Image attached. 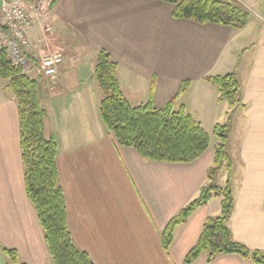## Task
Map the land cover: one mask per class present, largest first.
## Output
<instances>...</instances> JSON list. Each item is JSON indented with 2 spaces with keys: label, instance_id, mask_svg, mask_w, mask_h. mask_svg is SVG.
Listing matches in <instances>:
<instances>
[{
  "label": "crops",
  "instance_id": "1",
  "mask_svg": "<svg viewBox=\"0 0 264 264\" xmlns=\"http://www.w3.org/2000/svg\"><path fill=\"white\" fill-rule=\"evenodd\" d=\"M62 1L52 2V19ZM98 2L115 24L108 39L112 48H102L118 62L121 87L130 102L147 103L154 82L153 105L161 108L189 80L177 107L185 106L211 135V142L192 163L144 160L135 149L118 145L107 130L95 78L68 75L67 49L56 83L33 73L46 100H42L48 111L46 135L58 143L57 168L76 245L95 264H186L206 218L220 214L221 198H212L177 226L168 251L163 249L162 234L208 182L218 141L213 129L231 110L228 103L218 101L217 87L205 78L233 72L246 107L235 112L230 128L235 202L228 225L235 241L264 253V22L252 19L235 29L175 19L174 5L160 0ZM258 5L256 15L264 20V2ZM40 31L36 24L33 40ZM59 39L60 34L53 36L63 47ZM148 44L159 51L152 52ZM69 57L80 62L78 53ZM6 85L0 78V257L13 264L4 252L11 249L26 264H51L38 215L26 194L18 105ZM227 176L224 170L221 184ZM192 264L254 263L228 253L212 262L204 254Z\"/></svg>",
  "mask_w": 264,
  "mask_h": 264
},
{
  "label": "trees",
  "instance_id": "2",
  "mask_svg": "<svg viewBox=\"0 0 264 264\" xmlns=\"http://www.w3.org/2000/svg\"><path fill=\"white\" fill-rule=\"evenodd\" d=\"M160 1L174 5L172 16L175 19L216 23L235 29L244 28L250 19L249 10L236 0ZM0 78L6 80V89L18 105L25 190L38 215L51 264H95L89 253L76 245L68 225L66 197L57 168L58 143L45 132L48 111L42 102L37 78L14 66L4 52H0ZM94 78L102 93L100 117L118 145L135 149L144 160L173 164L195 162L209 149L211 135L184 105L177 107L179 96L190 86L189 80L183 81L177 94L161 108L153 105L154 82L149 101L133 105L122 90L118 62L105 49L98 51ZM205 80L217 87L218 101L228 103L231 110L226 112V121L213 129L218 141L208 169V182L201 187L199 195L169 221L162 234V246L168 251L176 227L212 198L220 197V214L206 218L202 233L184 262L192 264L204 254L208 262H212L223 254L235 253L254 264H264V253L235 241L228 225L235 202L233 161L228 144L235 112L246 107L241 83L233 72L207 76ZM223 167L228 176L225 185H220L216 178ZM4 252L13 264H26L19 259L17 251L4 249Z\"/></svg>",
  "mask_w": 264,
  "mask_h": 264
},
{
  "label": "built area",
  "instance_id": "3",
  "mask_svg": "<svg viewBox=\"0 0 264 264\" xmlns=\"http://www.w3.org/2000/svg\"><path fill=\"white\" fill-rule=\"evenodd\" d=\"M53 0H3L0 8V52L25 74L38 73L56 83L65 49L55 44L51 24ZM41 31L36 40L32 31Z\"/></svg>",
  "mask_w": 264,
  "mask_h": 264
},
{
  "label": "rangeland",
  "instance_id": "4",
  "mask_svg": "<svg viewBox=\"0 0 264 264\" xmlns=\"http://www.w3.org/2000/svg\"><path fill=\"white\" fill-rule=\"evenodd\" d=\"M98 1L100 0H63L53 16L51 24L55 32L52 33V37L60 34V43L64 49H67L68 57L65 60V64L68 67V75L70 77L76 76L78 79H89L92 77L93 80L97 52L103 49L102 47L112 48V42L108 41V39L111 37L109 33H114L112 26L115 24L110 18L105 16L106 12ZM236 1L247 7L250 12L249 20L255 19L264 22L262 20L263 17L260 18L255 12L259 7L258 2H264V0ZM168 5L171 6L170 4ZM107 30L108 32H106ZM147 47H151L152 52L159 51L155 44H148ZM72 53L73 55L76 53L80 55V62L76 63L73 58L69 57V54L71 56ZM34 75L31 74L30 76L36 78ZM37 80L42 97L41 81H39V78ZM99 94L102 98V93L100 92ZM42 100L46 103L43 97ZM212 138L215 140V137ZM224 170H226L225 167L220 169L216 178L217 184L224 185L220 182ZM0 264H6L5 259L0 257Z\"/></svg>",
  "mask_w": 264,
  "mask_h": 264
},
{
  "label": "water",
  "instance_id": "5",
  "mask_svg": "<svg viewBox=\"0 0 264 264\" xmlns=\"http://www.w3.org/2000/svg\"><path fill=\"white\" fill-rule=\"evenodd\" d=\"M2 4H3V0H0V8H1Z\"/></svg>",
  "mask_w": 264,
  "mask_h": 264
}]
</instances>
